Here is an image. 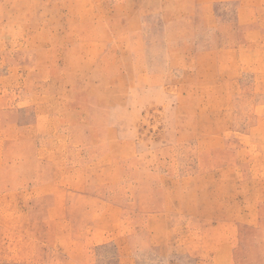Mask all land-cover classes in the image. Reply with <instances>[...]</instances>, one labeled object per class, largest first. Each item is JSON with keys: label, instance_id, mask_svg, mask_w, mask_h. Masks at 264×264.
I'll use <instances>...</instances> for the list:
<instances>
[{"label": "rangeland", "instance_id": "1", "mask_svg": "<svg viewBox=\"0 0 264 264\" xmlns=\"http://www.w3.org/2000/svg\"><path fill=\"white\" fill-rule=\"evenodd\" d=\"M0 264H264V0H0Z\"/></svg>", "mask_w": 264, "mask_h": 264}]
</instances>
